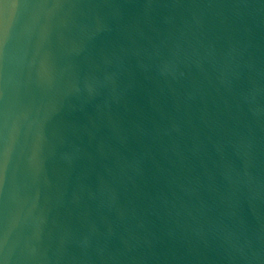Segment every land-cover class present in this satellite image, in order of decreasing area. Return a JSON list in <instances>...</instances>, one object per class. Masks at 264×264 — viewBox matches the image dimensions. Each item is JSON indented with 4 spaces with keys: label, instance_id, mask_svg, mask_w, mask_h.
I'll return each instance as SVG.
<instances>
[{
    "label": "water",
    "instance_id": "1",
    "mask_svg": "<svg viewBox=\"0 0 264 264\" xmlns=\"http://www.w3.org/2000/svg\"><path fill=\"white\" fill-rule=\"evenodd\" d=\"M0 264H264V0H0Z\"/></svg>",
    "mask_w": 264,
    "mask_h": 264
}]
</instances>
